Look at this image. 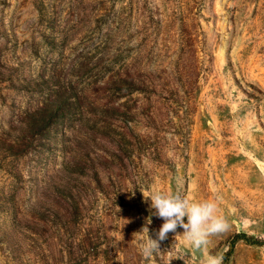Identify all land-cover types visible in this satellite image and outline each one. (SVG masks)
Returning <instances> with one entry per match:
<instances>
[{
    "label": "rangeland",
    "instance_id": "1",
    "mask_svg": "<svg viewBox=\"0 0 264 264\" xmlns=\"http://www.w3.org/2000/svg\"><path fill=\"white\" fill-rule=\"evenodd\" d=\"M153 187L229 229L146 259ZM236 233L264 239V0H0V264H264Z\"/></svg>",
    "mask_w": 264,
    "mask_h": 264
},
{
    "label": "clouds",
    "instance_id": "2",
    "mask_svg": "<svg viewBox=\"0 0 264 264\" xmlns=\"http://www.w3.org/2000/svg\"><path fill=\"white\" fill-rule=\"evenodd\" d=\"M150 200L152 215L162 219L163 223L155 232L156 238H145L143 233L149 229L143 227L133 233V239L138 243L142 255L147 259L160 251V242L167 239L168 234L176 233L178 227L183 228L184 240L194 249H206L209 238L224 233L229 229L227 220L218 214V204L215 199L204 201H190L179 192H166L153 187L145 196ZM186 218V222H185ZM171 260L169 261L170 264ZM201 264H223V257L204 252Z\"/></svg>",
    "mask_w": 264,
    "mask_h": 264
},
{
    "label": "trees",
    "instance_id": "3",
    "mask_svg": "<svg viewBox=\"0 0 264 264\" xmlns=\"http://www.w3.org/2000/svg\"><path fill=\"white\" fill-rule=\"evenodd\" d=\"M132 136L133 138H136L138 137V134L136 133H132ZM137 190V193H138V196L140 197L141 196V191H140V187H137L136 188ZM245 239L246 241H252V242H255V243H258V244H263L264 243V239L263 238H251L249 237L248 235H246V233H236L231 241V245L233 246L235 244V241L237 239ZM228 258V253H224L223 254V259L226 261Z\"/></svg>",
    "mask_w": 264,
    "mask_h": 264
}]
</instances>
